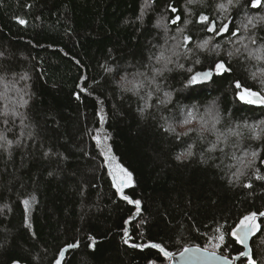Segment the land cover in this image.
<instances>
[{
  "label": "trees",
  "instance_id": "16d2710c",
  "mask_svg": "<svg viewBox=\"0 0 264 264\" xmlns=\"http://www.w3.org/2000/svg\"><path fill=\"white\" fill-rule=\"evenodd\" d=\"M145 3L0 0V113H8L0 115V134L13 141L0 147V264H55L69 244L78 246L67 250L61 264H168L153 243L172 255L192 245L220 244L217 252L247 264L239 255L246 249L231 232L253 212L259 227L247 244L256 264H264V180L256 178L264 176V139H250L246 130L228 143H217L216 132H204L203 139L199 134V117L209 119L210 108L221 118L217 132L264 120V106L243 103L234 87L240 81L260 91L259 75L251 74L264 65L245 59L246 53L228 56L241 42L250 49L264 44V24L249 32L240 28L248 17L264 16V8H252L251 0H147L142 10ZM201 14L217 28L228 23L240 31L217 36L197 22ZM176 16L180 20L172 24ZM185 35L191 51L176 47ZM204 40L210 43L198 48ZM161 46L178 55L171 71L157 77L160 90L146 84L139 95L123 91L122 77L152 75L149 58ZM219 60L231 71L188 83ZM4 86L15 92L10 104L1 99ZM188 110L197 117L190 127L195 131L178 137L189 128L180 126ZM169 125L176 131H165ZM213 143L216 150L208 152ZM189 145L193 156L177 160ZM251 149L258 154L251 167L232 159ZM105 153L115 158L112 167ZM116 165L132 174L123 192L140 201L139 213L113 187ZM237 168L244 172L238 181L232 177ZM29 196L36 199L33 232L25 222L23 201Z\"/></svg>",
  "mask_w": 264,
  "mask_h": 264
},
{
  "label": "snow or ice",
  "instance_id": "6c2138e0",
  "mask_svg": "<svg viewBox=\"0 0 264 264\" xmlns=\"http://www.w3.org/2000/svg\"><path fill=\"white\" fill-rule=\"evenodd\" d=\"M197 0H188L189 4L196 3ZM228 3L231 4L232 0H228ZM147 6V0L143 7ZM220 9L226 10V6L224 4L218 5ZM251 7L252 8H264V0H251ZM172 12H176V9L174 7H171ZM180 20L179 16H176L174 19L171 20L172 24H176L177 21ZM18 22L20 24H24L25 21L22 19H19ZM198 23H202L206 25V29L208 32H213L215 35H221L226 32H231L232 36H236L237 33L240 31V28H243L246 32H249L250 29H255L258 25L264 24V16L262 17H248L246 23H243L240 28H237L235 31H232L229 27L228 23H223L219 28L216 26V22L214 20H209V17L201 14L199 17ZM158 26H161L158 24ZM165 28V31L167 32V25H162ZM172 39H175V37H172ZM248 39L250 40L251 44H256V38L254 35H249ZM191 40V37L184 36L182 43H178L176 47H185L187 49V45L189 41ZM210 43V40H204L201 43L197 45L198 48L204 49L206 46ZM243 49V51H242ZM188 51H191L190 49H187ZM246 53V55H245ZM178 53L173 49H164L163 46H161V49L154 53L149 59L153 63L150 65V71L152 75L149 77L144 72H138L135 74V76L132 79H128L127 77H122L120 82V87L125 92H130L133 95H139L141 90L145 88L146 84L148 87L155 86V90L159 91V85L156 83L157 77L163 76L165 71H171L170 68H168V65L174 63L173 57L177 56ZM234 55H245V59L248 60H255L261 65H264V44H261L259 47L255 49H250L249 45L246 43L241 42V47L236 48L235 51L228 52V56L232 57ZM196 63H199V60L195 61ZM156 65H159L157 67ZM179 67H183V65H179ZM106 71H111V69H106ZM189 72L192 71V69H188ZM231 69L226 65L225 61L219 60L215 63L214 68L209 69L207 71L203 72H195L192 74L189 78L188 83L190 85L197 84V83H207L208 81H211L213 79V76H219L223 77L224 73L230 72ZM260 77V83L261 85H264V67H261L258 69V72H254L251 74L253 79H256L257 76ZM234 87L236 89V97L240 101H242L245 104L248 105H258V106H264V87L261 88L260 91H254L249 87H245L241 84L240 81H236L234 84ZM147 95L150 97L152 95L151 92H148ZM164 95L167 97L170 94L164 93ZM77 99H79V96H77ZM161 103H167V101H161ZM22 104H27V100H23ZM146 107H148L146 105ZM146 107H142L139 109L141 113H144L146 110ZM0 115L7 116L8 113H0ZM13 116L18 115V113L13 112ZM206 115L209 117V119H205L204 116L199 117L200 128H199V134H201V138L203 139V133L204 132H216L217 133V143H228L230 137H237V138H243L244 137V131L246 130L250 135L248 138L253 140H261L264 139V120L259 121L257 124H248L247 122L243 124H237L234 128H228L226 132H217L216 125L221 122V118L219 116V113L214 111L213 109L206 110ZM197 117L194 115L192 110H188L183 119L180 121V126L184 127L187 125H190L193 123L194 120H196ZM101 121H103V117H101ZM5 123L8 121L5 120ZM210 125V127H209ZM165 131L169 132H175L176 129L169 125L167 128H165ZM195 131L193 128H187L186 131L178 133L179 136H187L190 132ZM30 135V134H29ZM0 141H3V144H0V147H3L4 145H7L8 147H11L13 141L8 140L3 134H0ZM17 144L20 143L19 139L16 141ZM97 143H100V140H97ZM217 143H213L210 148L207 149L208 152H213L216 150ZM233 147H237V145L233 144ZM110 152V149L108 150ZM223 151V149H221ZM48 153L45 152V156H47ZM257 152L253 151L251 152V157L253 159L248 160L247 163H245L244 159L241 157H237L235 154H233L232 159L238 160L239 163L243 167H251L254 158L257 156ZM193 156L192 152V146L189 145L188 149L184 152H181L176 156L177 160H186ZM105 159L109 161V167H112V163L114 162V157L109 156L107 153H105ZM202 162H204L202 160ZM113 177V187L116 189V192L120 194L121 198L124 200H127L128 203H135L137 206V213H139L140 208V201H132L127 196L124 195V188L128 187L131 184L132 181V174L127 171V169L121 167L120 165L115 166V171L110 173ZM244 175V172L241 168H237L236 172L232 173V177H234L237 181L239 180L240 176ZM257 179L264 180V176L257 175ZM233 180L230 177L229 183H232ZM246 187H251V185H245ZM26 210L27 206L29 204L28 200L23 201ZM260 216H264V212L259 213ZM257 214L255 212L244 216L240 223L232 230L231 236L235 239L236 243L241 244L246 249L243 252H240V256L247 257V264H256V261L253 260L251 255V249H249L247 241L249 239V236L253 234V229L258 228L259 226L255 224ZM26 219V226H27V215L25 217ZM125 223H128V221H125ZM219 231V229H218ZM124 235H128L127 229L124 230ZM219 241L223 243L224 241V235H220L218 237ZM125 243L128 241L125 240ZM78 245L76 244H69L67 245V248L62 249L59 253V257L63 258L65 251L69 248H75ZM148 246V245H146ZM146 246H140V247H146ZM132 247H138L137 245H132ZM151 248L158 249L160 253L163 254L165 258H170L172 254L168 251H166L160 244H151ZM213 249L220 247V244H214ZM190 253H199L201 256L207 258L211 257L212 259L218 260L221 262V264H231V261L228 260L227 257L223 256H217L215 251L209 253L207 248L201 250V249H192V248H184V250L181 252V256L185 257ZM58 258L55 261V264H61V259ZM13 264H18V261H13Z\"/></svg>",
  "mask_w": 264,
  "mask_h": 264
},
{
  "label": "water",
  "instance_id": "95a60500",
  "mask_svg": "<svg viewBox=\"0 0 264 264\" xmlns=\"http://www.w3.org/2000/svg\"><path fill=\"white\" fill-rule=\"evenodd\" d=\"M209 70V69H208ZM207 71V70H206ZM24 204V203H23ZM25 222H26V219H25ZM27 226L30 228L31 232H33V225L31 223V216L29 218V221L27 219ZM77 245V244H76ZM67 248V247H66ZM187 248H192V249H205L201 246H197V245H192V246H189ZM65 249V248H64ZM70 249H73V248H69L67 250H70ZM184 250V249H183ZM182 250V251H183ZM209 253L213 252V250H210V249H207ZM181 251V252H182ZM67 251H65L64 255L66 254ZM181 252H179L178 254H175V255H172L170 258H169V262L168 264H221L220 261L218 260H215V259H212L211 257H203L201 256L199 253H190L188 254L187 256L185 257H182L180 254ZM216 255L217 256H223V257H227L229 261H231V264H238L237 262V259H234V258H230L228 257L227 255L223 254V253H220V252H217L215 251ZM61 259V258H60Z\"/></svg>",
  "mask_w": 264,
  "mask_h": 264
},
{
  "label": "rangeland",
  "instance_id": "374dc122",
  "mask_svg": "<svg viewBox=\"0 0 264 264\" xmlns=\"http://www.w3.org/2000/svg\"><path fill=\"white\" fill-rule=\"evenodd\" d=\"M163 24H164V22H163ZM5 88H7V90L6 91H4L2 94H1V99H2V101L4 102V104H10V103H12V102H14V100L12 99V98H10L9 97V95L10 94H15V92H14V90L12 89V87H6V86H4V89ZM15 103H17V102H15ZM14 103V104H15ZM193 125V123L192 124H190V125H187V127H191ZM253 151H255V152H257V150H254V149H251V151H248V150H246V151H243L242 152V154H243V159H244V161L247 163V161L248 160H251V159H253L252 157H251V152H253ZM245 153H246V155H245ZM114 171H115V168H114ZM25 200H28L29 201V204H28V206H27V210H26V207H25V205H24V208H25V216L27 215V219H28V221H29V218H30V216H31V214H32V212H33V208H34V205H35V203H36V199L34 198V196H29V197H26L25 198ZM255 224L257 225V222L255 221ZM255 231V229H253V232ZM210 250H213V251H216V248L215 249H213V248H211ZM224 254V253H223Z\"/></svg>",
  "mask_w": 264,
  "mask_h": 264
}]
</instances>
